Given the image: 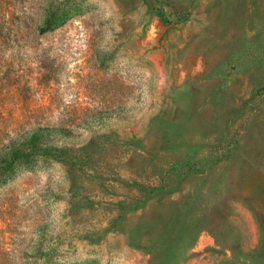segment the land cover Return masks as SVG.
<instances>
[{
	"label": "rangeland",
	"instance_id": "1",
	"mask_svg": "<svg viewBox=\"0 0 264 264\" xmlns=\"http://www.w3.org/2000/svg\"><path fill=\"white\" fill-rule=\"evenodd\" d=\"M0 264H264V0H0Z\"/></svg>",
	"mask_w": 264,
	"mask_h": 264
}]
</instances>
